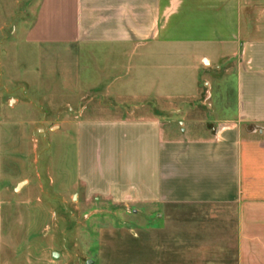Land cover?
Returning a JSON list of instances; mask_svg holds the SVG:
<instances>
[{"label":"crops","instance_id":"crops-1","mask_svg":"<svg viewBox=\"0 0 264 264\" xmlns=\"http://www.w3.org/2000/svg\"><path fill=\"white\" fill-rule=\"evenodd\" d=\"M24 38L39 48L38 74L66 91L79 87L80 60H92L99 97L139 102L96 118L103 169L92 191L159 220L128 228L141 232V264H264V0H39ZM54 58L67 66L53 69ZM119 62L126 79L113 88ZM80 116L66 117L77 165ZM2 137L0 121V204ZM5 251L0 243V264Z\"/></svg>","mask_w":264,"mask_h":264},{"label":"rangeland","instance_id":"rangeland-1","mask_svg":"<svg viewBox=\"0 0 264 264\" xmlns=\"http://www.w3.org/2000/svg\"><path fill=\"white\" fill-rule=\"evenodd\" d=\"M38 1L0 0V121L6 187L1 193L0 243L6 249L5 264H141V232L128 228L157 226L159 220L142 219L139 206L116 203L92 191L102 183L103 169L93 132L96 118L123 117L127 107L139 102L131 103L126 92L116 90L109 92L110 98L99 97L88 87L97 80L92 60H80L84 62L74 92L66 91L58 76L39 75V48L24 38ZM52 61L55 70L68 62ZM134 63L140 66L139 60ZM120 65L113 88L126 79ZM74 71L72 76L78 75ZM225 80L224 100L229 103L234 76ZM220 88L214 90L213 102L223 93ZM100 102L107 104L101 107ZM111 103L127 106L115 109ZM78 113L86 128L79 165L66 123V117L73 120ZM172 127L179 132L177 122ZM249 132L257 136V124H246L245 133Z\"/></svg>","mask_w":264,"mask_h":264},{"label":"water","instance_id":"water-1","mask_svg":"<svg viewBox=\"0 0 264 264\" xmlns=\"http://www.w3.org/2000/svg\"><path fill=\"white\" fill-rule=\"evenodd\" d=\"M21 185H22V183L18 184L16 188H17V189L20 188Z\"/></svg>","mask_w":264,"mask_h":264}]
</instances>
